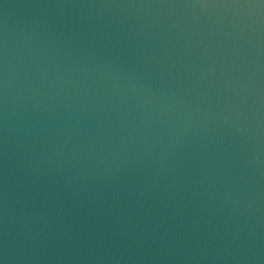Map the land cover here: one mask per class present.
Segmentation results:
<instances>
[{
    "label": "water",
    "instance_id": "1",
    "mask_svg": "<svg viewBox=\"0 0 264 264\" xmlns=\"http://www.w3.org/2000/svg\"><path fill=\"white\" fill-rule=\"evenodd\" d=\"M0 264H264V0H0Z\"/></svg>",
    "mask_w": 264,
    "mask_h": 264
}]
</instances>
